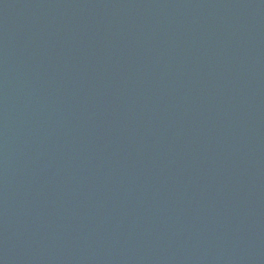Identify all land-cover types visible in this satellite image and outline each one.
I'll use <instances>...</instances> for the list:
<instances>
[{"label":"water","instance_id":"obj_1","mask_svg":"<svg viewBox=\"0 0 264 264\" xmlns=\"http://www.w3.org/2000/svg\"><path fill=\"white\" fill-rule=\"evenodd\" d=\"M0 264H264V0H0Z\"/></svg>","mask_w":264,"mask_h":264}]
</instances>
